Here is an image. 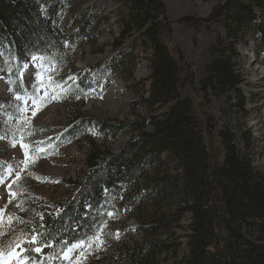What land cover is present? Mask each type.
I'll use <instances>...</instances> for the list:
<instances>
[{
	"label": "trees",
	"instance_id": "16d2710c",
	"mask_svg": "<svg viewBox=\"0 0 264 264\" xmlns=\"http://www.w3.org/2000/svg\"><path fill=\"white\" fill-rule=\"evenodd\" d=\"M47 1L0 0V75L11 79L17 73V93L25 92L19 76L23 63L34 56L68 63V47L86 37L91 26L84 19L77 32L61 36L57 15L69 16L81 0L52 1L45 10ZM113 1L127 11L120 15L115 50L127 46L130 53L134 47L149 53L151 83L143 102L150 115L127 121L71 117L65 129L71 138H82L94 124L112 139L120 132L132 136L119 152L91 142L84 173L69 182L71 194L26 226L21 258L27 264H70L64 255L82 243L84 251L102 245L110 255L107 264H264V170L250 155L254 139L244 121L249 112L237 62V44L245 33L238 36L244 28L259 34L255 54L264 55V27L253 10L263 1H226L220 11L229 22L226 37L210 46L209 63L199 74L179 48L175 58L162 41V31L169 32L171 23L161 2ZM120 55L110 59L116 70L124 68ZM87 72H77L78 80L86 79ZM188 83H197L206 101L224 99L217 131L220 160L208 147L192 101L184 94ZM115 214L123 216L118 227L111 223ZM130 216L136 221L132 229ZM32 237L41 252L30 243Z\"/></svg>",
	"mask_w": 264,
	"mask_h": 264
},
{
	"label": "rangeland",
	"instance_id": "374dc122",
	"mask_svg": "<svg viewBox=\"0 0 264 264\" xmlns=\"http://www.w3.org/2000/svg\"><path fill=\"white\" fill-rule=\"evenodd\" d=\"M52 1L59 0H48L43 9L46 10ZM158 1L164 5L166 18L171 23L169 32L162 31V41L175 58H178L175 50L179 48L186 62L201 73L209 63L210 46L226 37L229 22L220 11L228 0ZM262 1V7L254 6L253 10L257 23L261 22L264 27ZM76 9L71 10L69 16L61 13L56 17V27L63 37L77 32L79 24L90 19L86 37L72 46L66 41L71 53L68 63L58 64L52 57L45 56H34L37 59L32 57L23 63L19 76L24 93L14 89L15 71L11 79L0 75L3 105L0 111V176L4 177L0 183V232L3 233L0 235V264H27L20 256L26 226L43 210L50 212L58 201L71 194L69 182L84 173L91 142L119 152L132 136L129 132H120L117 139H112L99 124H94L82 138H71L65 132L71 117L86 114L103 120L127 121L138 116L148 117L151 112L143 102L151 83L149 53L138 47L132 48V53L127 46L114 48L120 35L121 16L127 12L124 6L113 0H81V7ZM73 16L77 23H72ZM244 33V41L237 44L238 71L245 79L242 89L249 112L244 121L254 139L250 155L255 166L264 170V55L255 54L259 34L244 28L238 37ZM127 40V43L131 41ZM119 51L124 68L116 70L110 65V59ZM71 61L73 65L69 66ZM85 69L88 70L87 78L78 80L77 72ZM183 91L192 101L208 147L220 160L222 149L217 131L223 123L224 99L206 101L197 83L186 84ZM22 143L29 145L27 158ZM33 157H38L35 163L31 162ZM26 159L27 166L23 163ZM171 203L176 206L177 201L171 200ZM115 217L112 216L111 223L118 227L123 216L115 214ZM182 219L186 227L189 214H183ZM127 222L128 229L136 226L131 216ZM184 232L179 230V233ZM14 241L20 245L15 248L19 254L15 257L8 255ZM75 246L71 247V252H66L67 259L64 255L70 264H107L110 260L102 245L95 244L85 251L82 243Z\"/></svg>",
	"mask_w": 264,
	"mask_h": 264
},
{
	"label": "snow or ice",
	"instance_id": "6c2138e0",
	"mask_svg": "<svg viewBox=\"0 0 264 264\" xmlns=\"http://www.w3.org/2000/svg\"><path fill=\"white\" fill-rule=\"evenodd\" d=\"M33 59H37V58H36V57H33ZM17 99H19V97H17ZM33 115H35V112H33ZM15 146H16V145H15V142H13V147H15ZM21 147L24 148V150H25V157L27 158L28 155H29V153H28L29 145H27V144H23V143H22V144H21ZM39 151H43V150L40 149ZM37 158H38V157H33L31 162H32V163H35V160H36ZM23 163L25 164V166H27L28 160L26 159L25 161H23ZM17 179H19V176H17ZM3 180H4V177L0 176V183H2ZM14 182H15V181H13V183H14ZM8 188H9V190H11V184L8 185ZM13 195H14V193H13ZM8 219H9V223H11L12 218L9 217ZM2 234H3V233L0 232V235H2ZM30 243L37 245V246L35 247V251H36V252H38V253L41 252V247L39 246V244H38V240H37L36 237H32L31 240H30ZM19 246H20V245H19V242H18V241H14V242L12 243V245H11V251L8 253V255H11V256H13V257L19 255V254L15 251V248H18ZM46 246H47V245H46ZM74 247H77V246H74ZM72 250H73V249L69 248V249H68V252H71ZM65 258L67 259L68 256L65 255Z\"/></svg>",
	"mask_w": 264,
	"mask_h": 264
}]
</instances>
